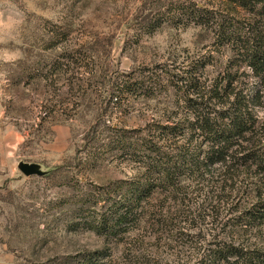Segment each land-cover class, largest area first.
<instances>
[{
	"label": "rangeland",
	"instance_id": "1",
	"mask_svg": "<svg viewBox=\"0 0 264 264\" xmlns=\"http://www.w3.org/2000/svg\"><path fill=\"white\" fill-rule=\"evenodd\" d=\"M189 4L218 6L213 0H0V264H75L94 250L108 252L105 264H187L185 254L176 258L175 239H156V227L142 226L117 243L69 224L77 196L134 173L109 157L93 167L77 153L90 127L138 128L162 113L164 97L107 107L108 80L136 79L209 52L226 60L210 48V33L175 9ZM48 44L54 49L42 50ZM56 66L52 79L42 78ZM91 68L95 77L88 80ZM261 97L264 120V87ZM19 162L45 174L26 177Z\"/></svg>",
	"mask_w": 264,
	"mask_h": 264
},
{
	"label": "trees",
	"instance_id": "2",
	"mask_svg": "<svg viewBox=\"0 0 264 264\" xmlns=\"http://www.w3.org/2000/svg\"><path fill=\"white\" fill-rule=\"evenodd\" d=\"M213 1L218 6L175 3V9L210 33V48L225 61L209 52L181 65L155 66L136 79L108 80L107 107L164 97L162 113L138 128L90 127L77 153L93 167L109 157L134 173L77 196L72 231L119 243L142 226L156 227V239H175L176 258L185 254L187 264H264V120L258 116L264 0ZM82 60L75 59L77 67ZM57 69L42 78L52 79ZM88 76L93 80L94 69ZM213 231L217 237L209 235ZM78 258L75 264H105L109 254L94 250Z\"/></svg>",
	"mask_w": 264,
	"mask_h": 264
},
{
	"label": "water",
	"instance_id": "3",
	"mask_svg": "<svg viewBox=\"0 0 264 264\" xmlns=\"http://www.w3.org/2000/svg\"><path fill=\"white\" fill-rule=\"evenodd\" d=\"M18 171L26 176H42L45 174V172L41 171L39 165L35 163H25V162H19L17 164Z\"/></svg>",
	"mask_w": 264,
	"mask_h": 264
},
{
	"label": "crops",
	"instance_id": "4",
	"mask_svg": "<svg viewBox=\"0 0 264 264\" xmlns=\"http://www.w3.org/2000/svg\"><path fill=\"white\" fill-rule=\"evenodd\" d=\"M1 134L3 135V133H1ZM2 135H1V137H3V140H2V141L4 142V141H5V136H4V135L2 136ZM0 141H1V140H0ZM0 143H1V142H0Z\"/></svg>",
	"mask_w": 264,
	"mask_h": 264
}]
</instances>
